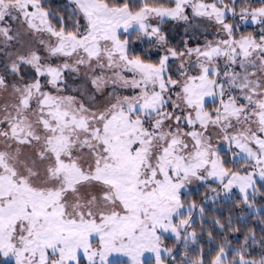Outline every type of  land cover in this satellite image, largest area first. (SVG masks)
I'll return each instance as SVG.
<instances>
[{
  "label": "snow or ice",
  "instance_id": "obj_1",
  "mask_svg": "<svg viewBox=\"0 0 264 264\" xmlns=\"http://www.w3.org/2000/svg\"><path fill=\"white\" fill-rule=\"evenodd\" d=\"M7 262L264 264V0H0Z\"/></svg>",
  "mask_w": 264,
  "mask_h": 264
},
{
  "label": "rangeland",
  "instance_id": "obj_2",
  "mask_svg": "<svg viewBox=\"0 0 264 264\" xmlns=\"http://www.w3.org/2000/svg\"><path fill=\"white\" fill-rule=\"evenodd\" d=\"M168 26H166V28H167ZM173 35L175 36V33H173ZM176 39H179V37L178 36H176Z\"/></svg>",
  "mask_w": 264,
  "mask_h": 264
},
{
  "label": "trees",
  "instance_id": "obj_3",
  "mask_svg": "<svg viewBox=\"0 0 264 264\" xmlns=\"http://www.w3.org/2000/svg\"><path fill=\"white\" fill-rule=\"evenodd\" d=\"M253 27H255V26H253ZM7 264H10V262H7Z\"/></svg>",
  "mask_w": 264,
  "mask_h": 264
}]
</instances>
